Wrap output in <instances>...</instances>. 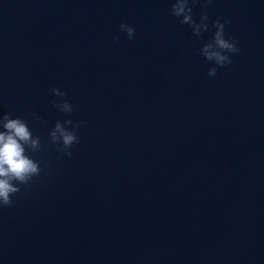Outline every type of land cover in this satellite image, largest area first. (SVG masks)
<instances>
[{"label": "water", "instance_id": "water-1", "mask_svg": "<svg viewBox=\"0 0 264 264\" xmlns=\"http://www.w3.org/2000/svg\"><path fill=\"white\" fill-rule=\"evenodd\" d=\"M53 1L158 153L264 264V0H189L196 22L208 15L200 37L170 14L174 0ZM216 20L240 49L225 67L198 51Z\"/></svg>", "mask_w": 264, "mask_h": 264}, {"label": "clouds", "instance_id": "clouds-1", "mask_svg": "<svg viewBox=\"0 0 264 264\" xmlns=\"http://www.w3.org/2000/svg\"><path fill=\"white\" fill-rule=\"evenodd\" d=\"M195 0H193V3ZM211 3V0H207ZM170 14L179 19L181 25H188L194 37H200L208 29V15L205 13L196 22L192 16V8L189 7V0H174L170 7ZM225 23L216 20L213 22L215 32L210 40L199 48V54L205 60L218 67H225L232 63L231 55L236 54L240 49L236 42L225 37ZM119 30L126 34L129 40L134 39L135 29L126 23H120ZM118 42V37L114 38ZM217 67H210L207 75L214 77ZM55 97H60V102L51 100L53 107L63 113H71L74 105L70 104L63 97L65 92L56 87L49 89ZM70 125L71 127H65ZM83 122L73 124V121L66 119L61 123L57 121L49 132V140L56 151L62 152L65 156H71V148L79 142L77 128ZM0 208L11 207L14 203L13 197L21 192V185L28 186L33 178L41 174L39 161L33 159L28 153H35L41 149L39 136H33L26 121L20 117L11 118L9 114L0 115Z\"/></svg>", "mask_w": 264, "mask_h": 264}]
</instances>
